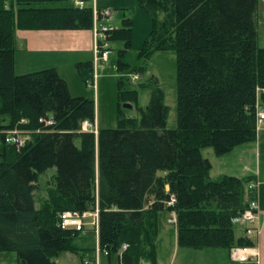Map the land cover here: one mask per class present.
Listing matches in <instances>:
<instances>
[{
    "label": "trees",
    "instance_id": "obj_1",
    "mask_svg": "<svg viewBox=\"0 0 264 264\" xmlns=\"http://www.w3.org/2000/svg\"><path fill=\"white\" fill-rule=\"evenodd\" d=\"M137 1L152 29L136 74L144 75L154 51L175 52L177 125L166 127L168 107L155 77L138 81L152 88L139 117L121 109L135 101L137 90L120 79L118 125L95 135L82 129L85 120L95 123L94 101L73 97L54 68L14 72L16 30L91 29V7L80 9L74 0H0V252H14L17 264H55L62 252L78 259L95 254L74 246L83 231L58 222L63 211L96 208L98 249L116 254L119 264H157L161 224L175 229L179 248L229 254L232 247L254 245L245 234L236 239L233 230L248 206L252 177L210 178L212 162L202 149L220 157L257 137L264 111L258 0ZM132 24L125 17L107 40L129 49ZM125 67L120 60L118 68ZM8 133L23 144L6 143Z\"/></svg>",
    "mask_w": 264,
    "mask_h": 264
},
{
    "label": "rangeland",
    "instance_id": "obj_2",
    "mask_svg": "<svg viewBox=\"0 0 264 264\" xmlns=\"http://www.w3.org/2000/svg\"><path fill=\"white\" fill-rule=\"evenodd\" d=\"M108 2L111 6L110 16L107 20L109 26L113 25L116 29L120 28L125 17L133 21L131 46L129 49H125L123 41L117 39L109 40L110 51L108 58L104 62H99L95 69L97 74L95 87H92L90 83L93 77V70L87 68L81 70L75 64L73 74L69 76L70 94L73 97H84L94 101L95 125L98 129H115L118 125V81L120 79L128 80L131 87L137 90L136 99L131 103L133 107L126 109V112L132 117H139L138 108H144L148 105L152 88L141 87L138 81L141 79V81L145 82L150 77H155L157 80L156 85L163 90L164 104L168 107L166 127L174 129L177 125L175 52L173 50L154 51L143 65L145 71L140 78L136 74V69L142 65V61L139 59V52L146 37L151 32V19L139 6L137 0H108ZM260 17H263V22L260 25L261 33H264V11L260 12ZM259 32L257 29V34ZM258 41L260 45H264V36L262 38L258 37ZM122 50H124L123 55L120 54ZM120 60L126 65L123 70L118 68ZM86 80L89 82H86ZM120 105L121 109H123L122 104ZM202 155L212 162V167L209 171L210 178L217 180L223 174L244 178L246 174L251 173L256 176V181L252 177L250 184L251 186L253 183L255 185L258 184L257 192L255 187L246 186L245 193L247 198H254L259 201V198L264 196V186H262L264 184V124L260 125L254 141L240 144L224 156L215 155L212 148L202 149ZM53 170L51 169L47 172V175L52 173ZM45 177L43 176L42 178L43 184ZM84 219L86 230L73 240L74 246L95 249L97 264H108L109 260L111 264H118L116 254L109 257L104 252L98 251L97 233L94 230L97 225V219L93 214L87 215ZM170 222L173 224L175 221L170 220ZM247 226L248 224L244 221L234 223L233 230L236 239L244 236ZM166 227L162 224L159 225L158 235L155 240L157 257H159L162 264H241L220 249L195 250L177 248L173 230L171 231L172 228L169 230ZM152 248H149L147 256L150 255ZM80 259L70 253L62 252L53 260L55 264H90V261L87 260L89 259L88 256L85 255ZM0 264H17L16 254L14 252H0ZM141 264H150V262L143 260Z\"/></svg>",
    "mask_w": 264,
    "mask_h": 264
},
{
    "label": "crops",
    "instance_id": "obj_3",
    "mask_svg": "<svg viewBox=\"0 0 264 264\" xmlns=\"http://www.w3.org/2000/svg\"><path fill=\"white\" fill-rule=\"evenodd\" d=\"M107 2L108 0H98L97 6L99 9L108 10L110 13L111 6L109 5L110 3ZM261 11H264V0H258L256 13V28L258 29V32L260 28V32L258 33V37L260 38L264 36V33H261L260 25L261 22H263V17H260ZM107 20L108 19H105L104 23L107 24ZM111 27L114 26L111 25ZM260 46L264 47V45ZM14 48V72L16 75H23L39 70L54 68L57 71L58 75L66 81L69 92H71L69 76L73 74L75 64H93L94 35L92 29H18L16 30L14 35ZM248 176L253 177V180L256 181V176L254 174L248 173L245 175V177ZM257 185L258 184H256V186ZM262 186H264V184H262ZM255 190L257 192V187L255 188ZM259 199V201H256L258 203L260 220L258 232L255 235L254 239V245L258 251L257 264H264V196ZM86 217L87 216H85V218ZM166 228H168L169 230L171 229L169 226H167ZM171 231L174 233L175 243H177L175 229H171ZM95 232L97 233V231ZM177 248H179L178 245ZM85 255L88 256L89 259H95V261L97 262L96 253L92 254L91 252H87ZM108 262V264H111L110 260ZM157 264H162L160 263L159 257L157 258Z\"/></svg>",
    "mask_w": 264,
    "mask_h": 264
},
{
    "label": "built area",
    "instance_id": "obj_4",
    "mask_svg": "<svg viewBox=\"0 0 264 264\" xmlns=\"http://www.w3.org/2000/svg\"><path fill=\"white\" fill-rule=\"evenodd\" d=\"M98 0H74V5L80 9L85 8L88 4L92 9L93 17V34H94V62H104L109 54L110 46L106 38V33L109 32L112 28L103 24L101 21L104 17L109 15L107 10H100L97 8ZM88 3V4H87ZM97 75L94 74L93 79L90 81L91 86L95 87ZM87 82H89L87 80ZM258 122L262 123L264 121V111L260 109L258 112ZM82 128L85 131L93 132L97 134V128L93 126L90 122L84 121L82 123ZM6 143L16 144L21 146L23 140L12 133H8L4 137ZM253 187V186H252ZM97 219L98 210H95L94 213H79L74 211H63L59 214L58 225L62 227H72L76 230H83L84 226V217L87 215H92ZM236 221H244L248 224L246 228V236L251 238L258 231L260 214L258 211V203L255 199H251L248 202L247 208L244 210L242 215L235 219ZM126 249V245L123 247ZM107 254V253H106ZM230 256L233 260L242 262V263H251L257 262L258 252L254 247L250 246H235L230 250Z\"/></svg>",
    "mask_w": 264,
    "mask_h": 264
},
{
    "label": "water",
    "instance_id": "obj_5",
    "mask_svg": "<svg viewBox=\"0 0 264 264\" xmlns=\"http://www.w3.org/2000/svg\"><path fill=\"white\" fill-rule=\"evenodd\" d=\"M132 107H133V105L131 103H128V102L122 104V108H124V109H131Z\"/></svg>",
    "mask_w": 264,
    "mask_h": 264
}]
</instances>
